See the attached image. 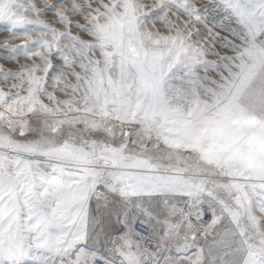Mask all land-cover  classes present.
I'll return each mask as SVG.
<instances>
[{
    "label": "snow or ice",
    "instance_id": "6c2138e0",
    "mask_svg": "<svg viewBox=\"0 0 264 264\" xmlns=\"http://www.w3.org/2000/svg\"><path fill=\"white\" fill-rule=\"evenodd\" d=\"M0 264H264V0H0Z\"/></svg>",
    "mask_w": 264,
    "mask_h": 264
}]
</instances>
